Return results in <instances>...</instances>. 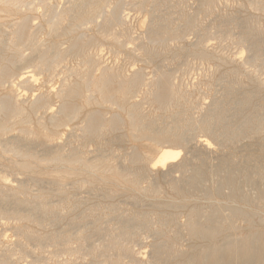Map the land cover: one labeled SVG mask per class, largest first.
Instances as JSON below:
<instances>
[{
  "label": "rangeland",
  "instance_id": "1",
  "mask_svg": "<svg viewBox=\"0 0 264 264\" xmlns=\"http://www.w3.org/2000/svg\"><path fill=\"white\" fill-rule=\"evenodd\" d=\"M71 1L48 0V3L54 12L57 10V12H62ZM156 1L98 0L94 7V23L84 25L85 34L93 38L88 53L96 55L98 59V65L91 74L93 77L98 78L102 68L113 69L115 74H121L123 77H130L134 72H140L147 83L155 79L157 72L169 74L170 83L180 84L184 90L191 93L189 101L182 103L180 110H191L188 113L193 118H199L205 111L195 109V106L205 109L213 99L225 96L231 88L234 89L231 104L246 93L255 95L245 109L244 117L264 107V68L250 61L251 52L248 45L238 42V39L247 32L256 37L260 36L259 38L264 40V0H258L262 3L260 9L253 7L250 0H162L156 7L157 15L162 20H166L165 25L171 30L166 35V44L154 46L152 53L143 55L137 46L148 34L150 23L156 16L153 7ZM24 2L18 8L0 4V37L6 38L16 23L28 19L29 31L36 33L37 42L40 41L39 43L44 46L56 43L61 49H65L73 35L62 33L56 35L49 32L46 24L50 15L40 0ZM120 3L123 4L121 16L127 27L129 39L124 37L123 28L119 26H109L103 35H98L96 25L103 22L100 13L102 7L104 12H112ZM209 5H212L211 9L208 8ZM74 23L75 19L68 17L63 26L68 27ZM246 23L250 26L248 30L245 28ZM41 28L42 30H39ZM175 29H178L177 33L172 31ZM114 37L123 44L120 45L114 41ZM200 42H202L203 49L198 48ZM261 48L264 50V45ZM148 49L151 50L150 46ZM3 54L9 56L7 50ZM30 54V48H26L23 52L25 57ZM79 62V58H68L65 64L69 68H75ZM30 69L34 70L32 67ZM61 77L63 75L59 74L49 82L44 75L37 73L32 85V93L19 87L14 89V93L18 98H29L32 94L52 91L59 85ZM9 89L10 85L6 84L0 88V93L5 94ZM141 98L142 90H138L133 96V101H140ZM155 110L164 109L156 106ZM143 111L151 113L153 108L145 105ZM87 112H101L107 118L115 114L122 116L119 110H83V113L72 123L60 128L55 135L54 142L61 145L64 151L69 149L66 134L70 132L79 134L78 129ZM170 115V112L163 111L155 113L159 122L164 121L165 118L167 120ZM43 116V113L37 116L31 115V128L39 135L41 132L37 127L36 119ZM21 130L20 125L11 126L5 134L0 135V141L22 135ZM196 136L198 140L207 138L211 142V157L195 153L194 159L196 160L193 161L205 162L202 173L206 179L203 184L194 187L191 191L180 194L171 189L169 182L171 178L180 179L183 174L182 170H168L167 168L161 170L153 166L161 144L135 140L127 130H117L99 139L74 138V147L83 151V157L88 163L102 158L104 166L108 162L121 168L126 158H134L132 171L138 175L136 180L139 187L146 188L152 184L158 194H146L136 189L130 180H124L109 173L94 176L79 165H76L71 174H66L63 165L40 164L33 159L10 157L0 152V188L7 187L15 190L18 197L25 201L34 200L35 197L41 195L49 205L62 208L56 213L57 220L46 221L41 226L31 222H20L9 214L0 218V264H99L98 262L109 263L115 259L113 258L115 257L114 252L106 257L94 258L79 250L73 254L62 252L63 246L53 241L40 242L33 239H21L18 234L19 227L28 228L41 237L69 236L85 231L89 234L88 239L71 236L65 244L87 251L105 243L110 230L114 233L112 237L114 239L122 230L121 228L125 227L123 225L126 222L128 226L125 228L126 231H138L137 237H131L126 241L131 248L132 255L121 257L123 263L129 264H138L133 261L134 259L147 263L154 251L153 246L162 243L174 244L175 255L209 247L211 242L191 239L183 227L193 210L209 212L219 206L223 216L229 212L228 190L223 189L221 193L214 190L220 176H209V169L218 166L230 154L237 158L236 167L242 166L241 157L245 155L255 163L264 165V132L255 134V132L247 131L238 142L226 148L221 147L207 133L197 132ZM23 143L31 147L32 152H36L40 158H44L48 151V145L42 139ZM191 144L195 143L191 142L190 146ZM189 154L183 150L181 158H190L192 154ZM146 155L150 159L147 171L143 170L141 161V158ZM193 162L188 163L187 168L190 169ZM103 169L106 170V168ZM260 187L261 184L258 181L254 184L246 182L242 185V193L255 201ZM206 193L210 195L207 196ZM10 207V203L6 204L7 209ZM134 215H147V230L143 229L140 221H127V218ZM159 219H164L163 234H158L155 230ZM263 219L264 205L255 209L253 226H248L245 222L238 220L232 234L246 236L257 230L264 231V224L261 221ZM178 259L169 258L160 264H174ZM262 259H264V253L259 255L257 260L231 264H264Z\"/></svg>",
  "mask_w": 264,
  "mask_h": 264
},
{
  "label": "bare ground",
  "instance_id": "2",
  "mask_svg": "<svg viewBox=\"0 0 264 264\" xmlns=\"http://www.w3.org/2000/svg\"><path fill=\"white\" fill-rule=\"evenodd\" d=\"M24 1L27 0H0V4L18 8ZM160 1L162 0H157L153 5L156 16L150 23L148 34L137 46L143 55L152 53L154 46L166 44V35L171 30L165 25L166 20H162L157 15L156 7L159 6ZM40 2L50 15L46 24L49 32L56 35L60 33L73 35V37L70 38L65 49H61L60 45L56 43L44 46L39 43L40 41L37 42L36 33L29 31L30 22L28 19L16 23L6 38L0 37V88L6 84L10 85L7 93H0V135L5 134L11 126L20 125L22 127V135L0 141V152L3 154L10 157L33 159L40 164H60V166L63 165L66 174H71L76 165H79L94 176L109 173L112 176L130 180L136 189H140L146 194H158L152 184L146 188L139 187L136 180L138 175L132 171V165L135 163L134 158H126L123 162L126 153L122 157L121 161L124 164L120 168L108 162L104 166L102 158L88 163L83 157V151L74 147V138L99 139L117 130H127L135 140L161 144L153 166L161 170L166 168L182 170L183 174L180 179L171 178L169 182L171 189L180 194L191 191L194 187L203 184L206 179L202 173L205 162H193L196 160L194 154L211 157L212 147L207 138L198 140L197 132L207 133L221 147L225 148L238 142L247 131L255 132V134L264 132V107H259L258 112L244 117L245 109L255 97L253 93H246L242 98L233 102L234 104H231L234 90L231 88L225 96L213 99L205 109L195 106V109L205 111L199 118H193L188 113L191 110H180L182 103L189 101L191 93L184 90L180 84L170 83L171 76L169 74L157 72L155 79L147 83L140 72H134L130 77H123L121 74H115L113 69L102 68L100 76L93 77L91 74L98 65V59L96 55L88 53L93 38L85 34L84 25L94 23V7L98 0H72L62 12L51 10L48 0H40ZM250 3L257 9L262 7L261 1L250 0ZM208 8L211 9L212 5H209ZM122 9L123 4L121 3L117 4L112 12H104L102 7L100 13L103 22L96 23V33L103 35L109 26H119L123 28L124 37L129 39L127 27H125L124 19L121 16ZM68 17L74 18L75 23L64 27L63 23ZM249 27V24L246 23L245 28L248 30ZM172 31L177 33L178 29ZM180 35L182 36V33ZM259 37L247 32L238 39V42L247 44L251 52L250 61L264 68V50L261 48L264 45V40ZM113 39L118 44H123L115 37ZM198 45V48L203 49L202 42ZM149 46L151 50L148 49ZM26 48L31 50L28 57L23 55ZM6 50L9 52V56H4L3 53ZM68 58H79L78 66L67 67L65 63ZM30 67L34 70H31ZM37 73L44 75L49 82L59 74H62L63 77H61L59 85L52 91L32 94L29 98H18L14 89L19 87L32 93V85ZM138 90H142V98L140 101H133V96ZM145 105L151 106L153 111L145 113L143 111ZM156 106H160L164 110H155ZM83 110H119L122 116L115 114L107 118L101 112H87L78 129L79 134L72 132L68 133L69 135L66 134L68 137L66 143L69 149L64 151L61 145L54 142L55 135L60 128L72 123L83 113ZM156 111L170 112L171 115L167 120L165 118L164 121L159 122L155 117ZM39 113L44 115L36 119L40 135L31 128L30 123L31 115L37 116ZM182 123L184 125H180ZM40 139L48 145V151L44 158H40L36 152H32L31 147L23 143ZM191 142L195 144L190 146ZM183 150L192 156L181 158ZM241 158L243 160L241 167L235 166L237 158L230 154L218 166L209 169V176H220L214 190L218 193H221L223 189L228 190V214L223 216L219 206L209 212L193 210L183 225L191 239L211 242L209 247L175 255L174 244L162 243L153 246L154 251L147 263L139 259L133 261L138 264H160L169 258H173V260L179 258L174 264H231L257 260L259 255L264 253V231L257 230L246 236H236L232 233L236 229L235 224L238 220L245 222L248 226H253L255 209L264 205V165L255 163L246 155ZM141 159L143 170L147 171L150 159L147 155ZM179 159L180 161H178ZM191 161L194 164L189 169L187 166ZM252 172L253 175H251ZM257 181L261 187L257 199L253 201L243 195L242 185L246 182L254 184ZM206 195L210 194L206 193ZM8 203L11 204L10 209L6 208ZM61 209L58 206L49 205L41 195L35 197L34 200L25 201L18 197L15 190L7 187L0 188V218L9 214L20 222H31L41 226L46 221L57 220L56 213ZM127 221H140L143 224V229L147 230V215H134L127 218ZM261 221L264 224V219ZM123 226L125 227L121 228L122 230L114 239L112 238L114 233L110 230L105 243L87 251L65 244L71 236L88 239L89 234L85 231L69 236L48 235L41 237L28 228L19 227L18 234L21 239H33L40 242L53 241L63 246L62 252L72 254L79 250L98 258L106 257L111 252L115 253L113 261L109 263L102 261L98 262L99 264H129L123 263L121 257L132 255L131 248L126 244V241L131 237H137L138 231H126L125 228L128 227L126 222ZM156 226V233L163 234L164 219H159ZM178 233H180L179 230ZM262 262L264 263V259Z\"/></svg>",
  "mask_w": 264,
  "mask_h": 264
}]
</instances>
